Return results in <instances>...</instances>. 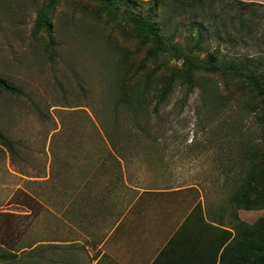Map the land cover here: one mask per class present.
I'll return each instance as SVG.
<instances>
[{"label":"rangeland","instance_id":"374dc122","mask_svg":"<svg viewBox=\"0 0 264 264\" xmlns=\"http://www.w3.org/2000/svg\"><path fill=\"white\" fill-rule=\"evenodd\" d=\"M42 1L0 0V75L22 91L0 89V129L16 141L18 151L12 156L0 145V212L15 215L2 232L15 249L36 246L20 249L16 258L0 264H64V257L69 264H91L117 215L145 188L196 185L206 209L225 205L231 178L239 172L237 167L228 170L241 153L238 133L258 140L253 118L245 113L240 130L228 129V113L236 117V112L204 104L198 88L181 102L183 89L177 86L157 112L149 110L141 120L142 131L130 130L118 166L98 136L106 140L103 130L115 111L113 80L121 46L134 50L136 44L122 42L86 0H63L56 6L51 43L45 34L34 38ZM185 21L173 17L181 33ZM47 44L53 45L54 58L46 52ZM216 45L211 39L204 51ZM220 50L258 54L264 45L249 39L235 49L221 44ZM164 65L163 58L153 64L157 69ZM104 158L106 167L98 170ZM88 161L93 162L90 168ZM238 214L252 223L264 216V209Z\"/></svg>","mask_w":264,"mask_h":264},{"label":"trees","instance_id":"16d2710c","mask_svg":"<svg viewBox=\"0 0 264 264\" xmlns=\"http://www.w3.org/2000/svg\"><path fill=\"white\" fill-rule=\"evenodd\" d=\"M62 1H42L33 22L34 38L45 34L49 43L53 41L51 17ZM86 1L94 4L101 16L114 26V33L122 42L132 40L136 44L134 50L127 44L121 46L122 59L117 62V75L113 80L115 111L111 123L103 130L108 141L101 134L98 136L118 166L122 156L120 148L131 136L130 130L142 131L141 120L146 119L148 112H157L177 86L183 89L181 102L198 88L204 104L236 112V117L228 113L227 120L232 122L228 129L240 130L245 113L258 124V140L238 133L241 153L228 170L237 167L239 172L231 178L232 189L226 204L215 209L218 224L223 225L219 222L224 223L226 217L229 228H219L224 236L213 263L264 264V216L248 223L238 214V210L264 209V50L258 54H222L220 50L221 44L235 49L247 44L249 39L264 45V3L250 0ZM179 16L186 18L182 33L179 26L173 24V17ZM211 39L217 45L205 52L203 46ZM45 50L50 58L57 54L52 44L45 45ZM161 58L165 65L157 69L153 64ZM172 61L178 65H172ZM162 68L165 70L160 71ZM0 89L22 94L18 86L2 75ZM119 106L124 108L116 109ZM119 110H122L121 117ZM0 145L12 156L18 153L16 141L1 129ZM92 165L93 162L88 161L89 168ZM105 167V158L99 160L96 168L103 170ZM105 208L110 212L112 206ZM14 216L0 212V261L13 260L20 249L36 248L28 244L15 249L10 244L9 235L2 231L9 230L8 221ZM68 256L70 258V254ZM63 259L64 264H69L65 257Z\"/></svg>","mask_w":264,"mask_h":264},{"label":"crops","instance_id":"0c3cea01","mask_svg":"<svg viewBox=\"0 0 264 264\" xmlns=\"http://www.w3.org/2000/svg\"><path fill=\"white\" fill-rule=\"evenodd\" d=\"M196 185L145 188L114 222L91 264H214L228 229ZM69 257V256H68Z\"/></svg>","mask_w":264,"mask_h":264}]
</instances>
